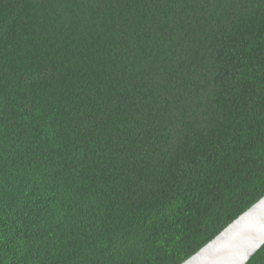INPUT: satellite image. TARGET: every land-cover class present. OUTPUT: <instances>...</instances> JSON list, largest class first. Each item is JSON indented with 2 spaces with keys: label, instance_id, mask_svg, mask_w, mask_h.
Masks as SVG:
<instances>
[{
  "label": "trees",
  "instance_id": "16d2710c",
  "mask_svg": "<svg viewBox=\"0 0 264 264\" xmlns=\"http://www.w3.org/2000/svg\"><path fill=\"white\" fill-rule=\"evenodd\" d=\"M263 197L264 0H0V264H183Z\"/></svg>",
  "mask_w": 264,
  "mask_h": 264
},
{
  "label": "water",
  "instance_id": "95a60500",
  "mask_svg": "<svg viewBox=\"0 0 264 264\" xmlns=\"http://www.w3.org/2000/svg\"><path fill=\"white\" fill-rule=\"evenodd\" d=\"M264 246V197L183 264H247Z\"/></svg>",
  "mask_w": 264,
  "mask_h": 264
}]
</instances>
